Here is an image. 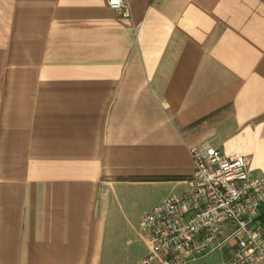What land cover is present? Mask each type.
Returning <instances> with one entry per match:
<instances>
[{"label":"crops","instance_id":"crops-1","mask_svg":"<svg viewBox=\"0 0 264 264\" xmlns=\"http://www.w3.org/2000/svg\"><path fill=\"white\" fill-rule=\"evenodd\" d=\"M124 1L0 0V264H141L202 142L264 176V0Z\"/></svg>","mask_w":264,"mask_h":264},{"label":"built area","instance_id":"built-area-1","mask_svg":"<svg viewBox=\"0 0 264 264\" xmlns=\"http://www.w3.org/2000/svg\"><path fill=\"white\" fill-rule=\"evenodd\" d=\"M123 17L124 0H107ZM186 191L141 216L148 252L141 264H192L226 250L223 264H264V176L251 175L246 156H227L208 142L189 148Z\"/></svg>","mask_w":264,"mask_h":264},{"label":"rangeland","instance_id":"rangeland-1","mask_svg":"<svg viewBox=\"0 0 264 264\" xmlns=\"http://www.w3.org/2000/svg\"><path fill=\"white\" fill-rule=\"evenodd\" d=\"M156 196L157 195L150 197L146 193L145 194L141 193L138 196V205H136V207L134 208L135 210L134 216H133L134 220H137V222L139 223L141 216H142V212H144L145 210L144 208L148 204H150L156 198ZM227 255H228V252L226 250H216L212 252L211 254H209L206 258H204L203 261L199 263H195V264H223V261Z\"/></svg>","mask_w":264,"mask_h":264}]
</instances>
